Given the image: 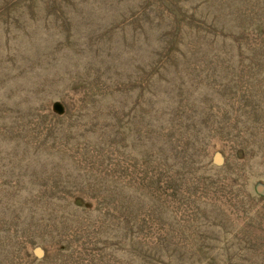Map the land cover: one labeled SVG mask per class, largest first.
Masks as SVG:
<instances>
[{
    "label": "rangeland",
    "instance_id": "rangeland-1",
    "mask_svg": "<svg viewBox=\"0 0 264 264\" xmlns=\"http://www.w3.org/2000/svg\"><path fill=\"white\" fill-rule=\"evenodd\" d=\"M0 264H264V0H0Z\"/></svg>",
    "mask_w": 264,
    "mask_h": 264
}]
</instances>
